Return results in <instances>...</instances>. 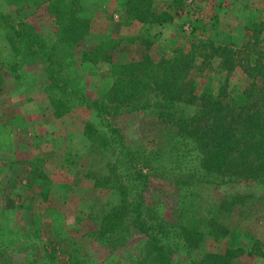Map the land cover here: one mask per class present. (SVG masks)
<instances>
[{
    "label": "rangeland",
    "instance_id": "374dc122",
    "mask_svg": "<svg viewBox=\"0 0 264 264\" xmlns=\"http://www.w3.org/2000/svg\"><path fill=\"white\" fill-rule=\"evenodd\" d=\"M140 3L143 21L121 16L109 0H0V264H218L211 256L226 251L227 264H264V177H210L199 167L197 138L163 120L173 113L126 105L102 120L81 104L85 90L92 101L110 87L112 64L144 55L157 62L186 54L187 82L216 94L225 73L210 45L237 51L250 24L262 49L264 0ZM78 19L87 30L70 48L63 41L73 33L63 27ZM248 81L237 67L227 91ZM199 104L176 117L194 115ZM87 123L98 132L92 150ZM120 143L144 158L129 159ZM96 176L109 183L96 187ZM135 205L151 242L129 224Z\"/></svg>",
    "mask_w": 264,
    "mask_h": 264
},
{
    "label": "trees",
    "instance_id": "16d2710c",
    "mask_svg": "<svg viewBox=\"0 0 264 264\" xmlns=\"http://www.w3.org/2000/svg\"><path fill=\"white\" fill-rule=\"evenodd\" d=\"M142 8L140 0L125 2V13L138 21H143L139 18L145 16L144 13L139 12ZM153 21L162 22L161 19ZM249 25L245 26L243 42L237 51L225 46L210 45L219 58L220 69L225 73L216 94H213L209 87L199 90L197 84L187 82L188 71L192 65L186 54L175 53L174 57L157 62H152L144 55L136 61L112 64L113 80L110 87L99 99L89 101L82 96L81 104L97 111L99 116L102 115V120H107L106 114L111 111L116 114L126 105H128L127 111L156 108L173 113V119L163 120L175 127L177 133H185L186 136L197 138L199 167L210 177H219L218 181L222 183H245L264 177V47L261 49V46L257 45L258 37L249 36ZM63 28L73 33L63 41L65 43L63 45L72 48L77 40L85 35L87 20L78 19ZM32 38L39 48H43L36 36ZM199 46L205 44L199 43ZM86 52H82L84 57ZM250 54L254 56L251 57ZM44 57L50 64L49 54L44 53ZM237 67L243 69L249 81L242 89L228 92V77ZM143 92L160 97L155 101L141 99ZM198 102L201 104L195 107L194 115L185 118L181 115L176 117V110L179 111L188 104ZM108 130L109 133L118 134L113 126L109 125ZM82 134L92 150L94 143L98 142L96 138L98 132L91 123H87L83 127ZM202 139L204 142L200 145ZM102 140H106L103 135ZM120 146L121 152L123 154L125 152L129 159H134V155L144 158V152L140 148L130 149L122 143ZM145 158L149 160L147 153ZM93 180L96 187L100 184L104 187L109 183L107 177L100 179L96 176ZM115 188L118 189V185ZM234 199L231 197L225 202L227 206H232ZM133 213L135 214L129 219L130 226L143 233L149 242L153 241L154 237L148 234V224L140 217L137 205L134 206ZM105 218H108V215ZM219 230H221L220 235L226 232L223 227H217V231ZM157 248H155L156 254L161 256ZM225 255L230 256L231 253L226 251L224 254H213L211 258L218 259L220 261L218 264H227Z\"/></svg>",
    "mask_w": 264,
    "mask_h": 264
},
{
    "label": "crops",
    "instance_id": "0c3cea01",
    "mask_svg": "<svg viewBox=\"0 0 264 264\" xmlns=\"http://www.w3.org/2000/svg\"><path fill=\"white\" fill-rule=\"evenodd\" d=\"M112 4L111 5H113L114 7H117V9H121V16H123L124 15V11H125V2H126V0H109ZM114 14V19L119 15V13L117 12V13H113ZM94 20L95 19H97L96 17L95 18H93ZM93 31V33H97V32H102V30H98L97 32H95L94 30H92ZM97 35H95V37H96ZM94 37V38H95ZM85 42V41H84ZM87 47H83V49L85 50ZM105 66H103V68H104ZM83 94H84V96L86 97V99L87 100H91L93 97H89V96H91V94L89 93V91H87V90H85L84 92H83Z\"/></svg>",
    "mask_w": 264,
    "mask_h": 264
}]
</instances>
